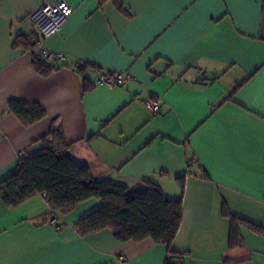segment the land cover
<instances>
[{
    "label": "crops",
    "instance_id": "obj_1",
    "mask_svg": "<svg viewBox=\"0 0 264 264\" xmlns=\"http://www.w3.org/2000/svg\"><path fill=\"white\" fill-rule=\"evenodd\" d=\"M42 1L0 0V180L54 121L91 177L131 195L151 182L182 196L170 248L184 264H264V233L238 224L242 244L229 248L223 212L264 229V0H66L71 14L41 41L64 58L44 76L15 45L33 34L28 15ZM98 72L131 79L100 87ZM10 100L45 116L24 126ZM100 205L90 198L58 214L42 194L14 208L0 199V264H164L166 246L149 237L80 234L75 224Z\"/></svg>",
    "mask_w": 264,
    "mask_h": 264
},
{
    "label": "trees",
    "instance_id": "obj_2",
    "mask_svg": "<svg viewBox=\"0 0 264 264\" xmlns=\"http://www.w3.org/2000/svg\"><path fill=\"white\" fill-rule=\"evenodd\" d=\"M15 45L22 46L31 55L33 66L40 75H47L53 69L33 51L34 34L18 37ZM86 69V65L79 69L84 91L91 88L84 77ZM7 110L24 126L45 116L40 105L24 101L10 100ZM40 145L35 153L21 154L10 173L0 180V199L7 208L17 207L35 195L44 194L53 211L65 214L78 203L96 198L101 201L100 207L75 224L80 234L109 229L119 242H138L149 237L166 246L164 264H184L185 252L170 248L182 220V196L169 198L151 182L131 195L126 186L111 179L91 177L87 165L77 163L67 155L69 143L63 137L61 125L54 126V121L40 138ZM179 181L183 188L182 180ZM223 212L229 218V248L242 244L238 224L264 233L261 226L232 216L225 209Z\"/></svg>",
    "mask_w": 264,
    "mask_h": 264
},
{
    "label": "built area",
    "instance_id": "obj_3",
    "mask_svg": "<svg viewBox=\"0 0 264 264\" xmlns=\"http://www.w3.org/2000/svg\"><path fill=\"white\" fill-rule=\"evenodd\" d=\"M72 12V7L66 0H43L29 15L28 20L34 34L33 51L47 65L55 67L63 61L62 53H54L44 49L41 41L56 33ZM131 79L123 72H98L94 75L93 84L100 87H122ZM147 108L153 112L159 111V104L152 98L145 101ZM45 197L44 194H42ZM46 198V197H45Z\"/></svg>",
    "mask_w": 264,
    "mask_h": 264
}]
</instances>
